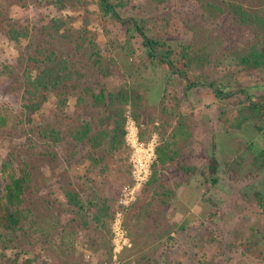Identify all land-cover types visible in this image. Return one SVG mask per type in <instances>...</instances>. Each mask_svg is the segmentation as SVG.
<instances>
[{
  "label": "rangeland",
  "instance_id": "rangeland-1",
  "mask_svg": "<svg viewBox=\"0 0 264 264\" xmlns=\"http://www.w3.org/2000/svg\"><path fill=\"white\" fill-rule=\"evenodd\" d=\"M81 1L70 0L59 10L46 0H0V117L6 120L0 127V165L12 156L14 172L26 164L31 172L21 206L25 218L12 232L0 236V264H10L16 253L18 262L28 257L32 264H264V212L254 199L256 193L264 194V167L256 171L246 165L232 174L226 173L223 165L238 149L248 158L264 148V132H256L251 124L239 130L222 126V118L231 119L244 103L243 96L236 93L220 101L208 89L197 88L188 91V102L184 101L183 83L166 65L149 66L140 41L130 38L132 28L126 33L109 16L101 17L97 0H85L87 12L83 13ZM122 1L121 18L139 19L148 36L157 41V52L170 51L175 66L183 68L185 62L178 52L190 46L194 53L206 57L203 66L193 68L192 78L225 90L243 88L254 101L264 103V69L242 71L228 52L249 34H241L227 9L228 3L239 2L264 12V0H208L224 8L216 17L204 15L189 0ZM60 17L76 18L71 24L73 31L84 24L94 33L102 59L114 62L110 75L103 78L105 85L113 88L135 83L154 118L145 142L137 138L136 127L127 120L124 145L128 152L108 155L105 169L100 165L101 172L88 169L85 146L66 139L61 145H43L35 128L39 117L27 115L23 109L27 102L21 76L27 56L39 57L35 46L68 58L83 72L89 67L86 56L73 55L67 42L52 31L51 21ZM6 22L32 31L30 41L9 40ZM29 43L32 45L27 48ZM167 77L174 82L171 87L177 99L174 110L163 114L159 99ZM78 94L66 95L62 111L57 96H48L41 106L45 117L60 119L57 125L63 136L79 119L95 114L86 108L87 103H77ZM27 116L31 123L26 122ZM162 122L169 131L190 133L185 135L191 142L183 155L196 171L187 177L169 168L160 180L164 189L159 198L145 195L137 201L155 158L158 140L153 128ZM48 151L55 152L57 159L49 161ZM210 157L218 163L214 187L202 174ZM5 181L0 174V191ZM69 189L81 198L82 209L68 204L65 194ZM168 190L173 193L171 199ZM92 191L108 199L113 211L112 220H106L104 226L93 221L95 208L83 202ZM163 200H168L166 206L161 205Z\"/></svg>",
  "mask_w": 264,
  "mask_h": 264
},
{
  "label": "trees",
  "instance_id": "trees-1",
  "mask_svg": "<svg viewBox=\"0 0 264 264\" xmlns=\"http://www.w3.org/2000/svg\"><path fill=\"white\" fill-rule=\"evenodd\" d=\"M46 1L52 4L53 9L61 10L70 0ZM189 1H193L196 7L208 17L221 16L224 13V8L216 2L208 0ZM81 2L83 13L87 12V2L85 0ZM97 2L98 13L101 17L109 16L121 28L125 29L126 33L130 31L129 29H133L134 33L130 38L140 41L150 67L166 65L171 75L183 83V96L186 97L184 101L188 102L187 92L197 88L208 89L215 99L220 101H225L239 93L243 96L244 103L236 109L231 119L222 118V126L227 130H239L244 125L251 124L256 132H264V103L254 101L243 88L225 90L216 84L197 81L191 77L193 68L203 66L206 57L194 53L190 46L182 47L178 55L185 64L183 68L175 66L170 51L165 52V54L157 52L159 48L157 41L148 36L139 23V19L121 18L120 11L125 6L122 0H97ZM227 9L241 28V34H246L245 32L249 34L247 39L239 40V44H233L228 50L235 66L246 72L264 69V12H257L239 2L228 3ZM74 20H76L74 17L55 18L51 21V29L59 39L67 42L73 55L79 53L86 56L89 63L87 71L83 72L81 69L75 68L68 58H62L53 51L42 50L39 46H35L39 57L27 56L21 76L27 102L23 105V109L27 115L35 114L39 117L35 121V128L38 129V137L39 140H42L43 145L47 147L61 145V140L66 139L76 146H85V160L88 169L91 171L99 169L101 172L105 169L104 164L108 155H114L121 151L127 154L128 150L124 145L127 120L130 119L136 127L137 138L145 142L149 140L154 118L147 112L143 94L138 90L135 83H122L113 88L105 85L103 78L110 75V64L113 61L102 59V55L97 50L94 33L87 30L84 24H81L78 30L73 31L71 24ZM6 25L5 33L9 40L14 43H20V39L30 41L32 31L21 27L16 28L10 22H6ZM31 45V43L27 44V48ZM167 78L165 79L163 96L159 99L163 114L167 109L174 110L175 99H177L171 87L174 82L171 80L172 78ZM75 92L79 93L76 96L77 103H87L86 108L95 113V116L91 115L85 120L79 119L77 125L63 136L62 130L57 125L60 123V119L58 122L56 121L57 117L55 119L45 117L40 112L41 106L48 96H57L59 98L57 106L62 111L66 95ZM82 109L85 107L82 106ZM172 116L173 113H171ZM26 122L31 123L28 116ZM5 125L6 120L0 117V127ZM153 129L158 140L153 150L155 158L150 166L149 178L141 188V195L138 196L137 201H141L145 195H150L152 199L157 196L159 198V192L164 189L160 180L169 168L174 167L175 173H182L187 177L196 171L194 166L186 164L183 155L184 149L191 142V139L186 137L190 135L189 132L177 134L169 131L163 126V122L161 126ZM46 156L49 161L53 159L52 157L57 159V155L53 151H48ZM11 158L12 156H7L0 165V174L6 178L0 191V236L3 235V232H12L24 220V211L21 207L23 193L31 179V172L27 164L20 168L18 173L14 172L11 168ZM100 165L103 166V169ZM223 165L224 171L232 174H237L246 165H249L253 170L260 171L264 167V148L259 150L257 154L249 155L248 158H245L244 151L238 149L234 157L224 162ZM217 167L218 163L214 157L207 159L206 173L202 174L211 187H214L217 182ZM71 185L68 184V186ZM167 193L169 194L168 199H171L173 193L169 190ZM65 196L68 204L72 207L78 210L83 208L81 198L77 193L69 189ZM254 199L257 206L264 212V194L256 193ZM108 201V199L101 198L96 191H92L83 201L87 206L95 208L92 217L97 224L104 226L106 220L113 218V211H111ZM167 201H160L161 205L166 206ZM135 203L134 201L132 205ZM4 240L10 241L9 238H4ZM18 256L19 254L16 253L10 264H32L33 262L28 257L18 262Z\"/></svg>",
  "mask_w": 264,
  "mask_h": 264
},
{
  "label": "crops",
  "instance_id": "crops-1",
  "mask_svg": "<svg viewBox=\"0 0 264 264\" xmlns=\"http://www.w3.org/2000/svg\"><path fill=\"white\" fill-rule=\"evenodd\" d=\"M236 154V153H235ZM234 157V156H233Z\"/></svg>",
  "mask_w": 264,
  "mask_h": 264
}]
</instances>
